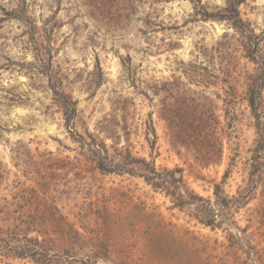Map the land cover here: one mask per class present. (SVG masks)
I'll use <instances>...</instances> for the list:
<instances>
[{
    "label": "rangeland",
    "instance_id": "1",
    "mask_svg": "<svg viewBox=\"0 0 264 264\" xmlns=\"http://www.w3.org/2000/svg\"><path fill=\"white\" fill-rule=\"evenodd\" d=\"M227 1L25 0L19 11L18 0H0V205L13 203L11 218L42 212L32 229L44 233L30 236L76 257L57 264H264V146L255 152L243 98L255 72L244 44L256 40L264 55V0H231L241 30L200 14L219 15ZM172 80L213 104L219 163L202 167L171 142L165 93L155 87ZM60 95L76 103L72 120ZM92 141L113 163L130 153L158 171L182 168L186 185L212 204L216 183L248 198L206 226L193 205L176 206L135 173L99 170ZM0 264L41 263L4 247Z\"/></svg>",
    "mask_w": 264,
    "mask_h": 264
},
{
    "label": "trees",
    "instance_id": "2",
    "mask_svg": "<svg viewBox=\"0 0 264 264\" xmlns=\"http://www.w3.org/2000/svg\"><path fill=\"white\" fill-rule=\"evenodd\" d=\"M18 2L20 3L18 4V6L20 5L18 8L20 11L25 5V0H18ZM200 14L206 18L213 17L219 20H229L236 29L240 30L241 25L244 24L239 17L236 2L231 0L227 1V6L221 9L219 15H212L206 10ZM245 29L248 28L244 25ZM247 43L244 44V48L247 57L255 64V72L248 77L249 81L243 98L254 119L255 152H258L264 146V100L262 97L264 55H259V47L256 40L249 39ZM155 91H163L165 93L161 110L167 122L171 142L174 145H180L188 149L192 153L194 160L202 167H209L219 163L223 155V143L217 131L219 121L213 104L209 102L207 106L204 105L200 101L203 97L194 95L192 91H189V88L181 87L179 82L175 80L161 83L159 87H155ZM60 104L63 107L65 119L67 121L72 120L77 112L75 101L69 96L60 95ZM91 151L95 154L97 168L102 172H114L117 170L119 172L135 173L153 188L164 190V193L172 198V202L176 206L193 205V216L200 223L212 228L219 226L224 218L223 215H219L222 212L221 209H224L230 202L234 201L236 202V207H240L248 198V191L245 190L244 193L238 191V197H230L220 184L216 183L213 190L215 201L212 204L210 199L203 198L186 185L181 174L182 168L180 167L158 171L153 162L147 161L145 158H137L130 153H128V159L125 157L122 164L113 163L107 158V155H102L101 152L106 151V145L102 141L97 143L92 141ZM253 155L252 164H250L254 172L260 170L262 163L258 154L255 153ZM234 156L232 164L235 161ZM229 172L230 169L225 170L224 179H226ZM11 205L13 203L7 201H5V204L0 205V221L5 222L6 218L4 217H8V221L5 223L6 231L2 228L4 225L0 226V251L2 248L7 247V249L12 250L16 257H29L41 264H51L52 262L57 264V262L61 261L75 260L76 257L70 254L73 251L72 247L64 248L60 254L51 253L44 243L39 240L38 235L30 236V231L35 230L32 229L34 225L44 221L42 220V212L39 210L31 211L29 216H32V221L25 214L23 216H26V219L21 217L11 218V214H8L14 212V208L10 210ZM215 206H221L218 212H216ZM35 231L41 235L44 233L39 230ZM93 256L96 257L98 255L94 252ZM88 258L90 259V257Z\"/></svg>",
    "mask_w": 264,
    "mask_h": 264
}]
</instances>
